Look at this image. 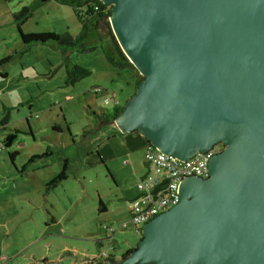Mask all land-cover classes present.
<instances>
[{
	"label": "water",
	"instance_id": "1",
	"mask_svg": "<svg viewBox=\"0 0 264 264\" xmlns=\"http://www.w3.org/2000/svg\"><path fill=\"white\" fill-rule=\"evenodd\" d=\"M101 1L144 76L118 127L182 160L223 145L121 264H264V0Z\"/></svg>",
	"mask_w": 264,
	"mask_h": 264
},
{
	"label": "rangeland",
	"instance_id": "2",
	"mask_svg": "<svg viewBox=\"0 0 264 264\" xmlns=\"http://www.w3.org/2000/svg\"><path fill=\"white\" fill-rule=\"evenodd\" d=\"M25 5L34 10L23 32L80 30L71 6L56 0H0V121L9 116L5 128L0 122V264H106L142 237L131 224H120L129 219L128 201L139 194L134 167L145 173L147 167L144 152L131 154L126 134L112 123L96 128L92 153L82 139L94 126V111L115 106L105 97L123 104L132 96L135 73L111 66L99 47L69 50L70 62L91 72L65 86L59 46L36 43L26 50L21 41L13 13ZM9 133L15 137L5 146ZM99 157L114 158L107 163L115 177ZM65 159L68 177L47 188Z\"/></svg>",
	"mask_w": 264,
	"mask_h": 264
},
{
	"label": "trees",
	"instance_id": "3",
	"mask_svg": "<svg viewBox=\"0 0 264 264\" xmlns=\"http://www.w3.org/2000/svg\"><path fill=\"white\" fill-rule=\"evenodd\" d=\"M57 2L71 6L78 22L80 23V30L76 35L70 34L68 31L65 32H53V31H41V32H23L21 24H23L32 14L34 10L33 5H25L18 12L13 13V16L18 20L17 29L21 38L22 43L26 46V50L31 45L36 43L52 42L59 46L62 53V62L66 65V80L65 86L73 85L78 80L84 78L90 74V69L74 64L70 62L69 50H74L79 53H89L96 48H100L107 62L117 68L126 69L130 68L135 73V84L134 88L138 87L139 82L144 78L141 75L133 63L122 51L119 46L114 33L111 29L109 17L112 14V5L104 3L101 0H56ZM10 56L3 58L2 61L9 60ZM99 93V92H97ZM124 104L116 105L111 111L104 112L102 109L94 111V117H96L98 125H104L113 123L118 117L121 111L124 109ZM8 115L0 121L3 128L8 123ZM15 135L13 133L7 134L4 139V145L10 146ZM147 144L151 142L145 138ZM16 152H11L13 156ZM69 175V164L68 159H65L63 165L58 174L46 185V187H52L65 180ZM106 209L103 201L98 199V210L104 211ZM142 235V232H141ZM138 244L127 251H125L121 257L116 258L113 255L105 258L112 264H121V261L132 253ZM139 264V263H135ZM150 264V263H146Z\"/></svg>",
	"mask_w": 264,
	"mask_h": 264
},
{
	"label": "built area",
	"instance_id": "4",
	"mask_svg": "<svg viewBox=\"0 0 264 264\" xmlns=\"http://www.w3.org/2000/svg\"><path fill=\"white\" fill-rule=\"evenodd\" d=\"M95 92H101V89L97 87ZM105 98V103L120 105L114 95ZM222 149L223 145L218 143L205 152L182 160L172 154H165L152 144H147L144 152L147 172L137 182L139 194L128 201L129 219L121 223L120 228L131 224L140 233L145 223L179 202V187L185 176H208V162L211 156ZM106 228L110 231L113 229L111 226Z\"/></svg>",
	"mask_w": 264,
	"mask_h": 264
},
{
	"label": "crops",
	"instance_id": "5",
	"mask_svg": "<svg viewBox=\"0 0 264 264\" xmlns=\"http://www.w3.org/2000/svg\"><path fill=\"white\" fill-rule=\"evenodd\" d=\"M125 102H123V104ZM120 104H122V102H120ZM93 124H94L93 127H90L89 129H86L84 131L83 139H82V141H84V143L87 146H89V153H92V151H93L92 144H90V143H91V141H93V137L96 136V128H100V126H102V125H98L97 124L96 117H93ZM112 124L113 125H116L118 127V125L114 121H113ZM118 129L121 130L119 127H118ZM122 132H124L126 134V137H124V142H126V143H128V141L130 142V146L131 147H129V148L131 149L130 150L131 151V154L132 153H136L139 150H142V152H145V148H146L147 142L145 140V137L139 131H137V130H131V131H122ZM97 153H100L99 150H97ZM116 155H117V153H116ZM116 157H119V154ZM113 159L114 158H111V159H108V160H113ZM99 160H100L99 163H103L104 165L108 166V163H107L108 160H105V157H103V158L99 157ZM141 164L143 166H145L144 160L141 162ZM108 169L110 170V173H111V174L109 173V175H112L113 177H115L113 170L110 167ZM134 172L136 173V175L138 176V178H140V177H142L144 175L145 169H143L141 172H138L137 171V168L134 167Z\"/></svg>",
	"mask_w": 264,
	"mask_h": 264
},
{
	"label": "flooded vegetation",
	"instance_id": "6",
	"mask_svg": "<svg viewBox=\"0 0 264 264\" xmlns=\"http://www.w3.org/2000/svg\"><path fill=\"white\" fill-rule=\"evenodd\" d=\"M216 144H218V143H216Z\"/></svg>",
	"mask_w": 264,
	"mask_h": 264
}]
</instances>
